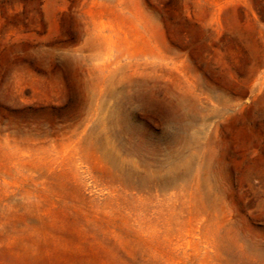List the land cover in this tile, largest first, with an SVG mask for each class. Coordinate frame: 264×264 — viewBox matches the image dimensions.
<instances>
[{
    "label": "rangeland",
    "instance_id": "obj_1",
    "mask_svg": "<svg viewBox=\"0 0 264 264\" xmlns=\"http://www.w3.org/2000/svg\"><path fill=\"white\" fill-rule=\"evenodd\" d=\"M0 264H264V0H0Z\"/></svg>",
    "mask_w": 264,
    "mask_h": 264
}]
</instances>
